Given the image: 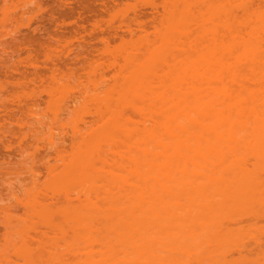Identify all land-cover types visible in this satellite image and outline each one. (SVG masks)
Masks as SVG:
<instances>
[{"label": "bare ground", "instance_id": "1", "mask_svg": "<svg viewBox=\"0 0 264 264\" xmlns=\"http://www.w3.org/2000/svg\"><path fill=\"white\" fill-rule=\"evenodd\" d=\"M186 3H185V7H186ZM251 4L252 3H250V6ZM175 5L177 4L175 3ZM170 7L173 8V6ZM185 7H184V12L185 9L187 8ZM211 7L209 8L211 9ZM188 9L190 10V4ZM215 9L218 10L217 8ZM187 12L190 13V11L186 10V13ZM257 12L259 13V11ZM200 14L202 13L200 12ZM211 14L212 13H210V16ZM170 15L171 17L174 16L172 14ZM182 16L180 18H182ZM171 17L169 16V18H167L168 21L165 20L166 21L165 25L162 23L164 25L163 27L164 31L165 32L173 31L175 29L178 30L182 26L184 29L183 30L182 28H180L182 30V34L183 35L185 34L187 38L188 34H186V32L183 33V31H185V29H188L187 25L189 23V19L186 17L188 19L186 20V18L184 17V19L188 21V23L186 24L184 19L181 20L180 18H177L176 19L177 21L176 20L173 21V19H175L176 17L175 18L173 17V19ZM212 17L213 16H211L210 18L212 19ZM190 18L193 19L192 17ZM195 18L193 20H195ZM202 19H204L203 16L202 18L199 19L200 21L196 19L195 23L197 20L198 22L201 23ZM175 21L177 23H179V21L185 23L184 24L181 23V25L178 24V26H180L178 27ZM202 22L204 24L205 21L203 20ZM203 24L201 23L199 27L201 28ZM207 24L208 22L206 21L205 29L207 27ZM185 25L187 26V28L186 27L184 28ZM212 27L213 26H211V28ZM180 29L178 31H180ZM203 29L201 31H203ZM262 34L260 36H262ZM190 35L188 37H190ZM197 37L199 36H196L195 38L197 39ZM168 38L167 39L162 38L161 41L159 39V46L154 48V52H151L152 57L158 51L159 54L161 55L165 54V51H167L166 47L169 46L168 44L166 46L165 43L166 41H168ZM213 38L215 40V37ZM196 39H193V41L195 42ZM216 39L218 40L217 36ZM231 39L234 40L232 42L230 41V43H228L229 45L223 44V46L225 45L224 47H226L225 49H223L224 47L220 43L216 44L217 42L215 41L216 45L214 49L212 50L213 48L212 47L211 50H208L206 52H202L203 50H201V48L198 46L197 41L195 43V46L197 44V47L195 46L192 47V44L194 43H192L191 45L188 44L187 49L184 50V52L182 53L183 60L181 61L180 59L181 64L176 63L178 65H175V63H173L174 66H172L171 64L166 74L163 72V74L158 75L159 77L160 75H164L165 79H168V77H170L169 83L167 84L168 87L169 86L171 88L172 86H174L175 88L180 87L183 90L182 97L181 98L179 97L180 99L175 97L176 99H178L177 101H175L176 99L175 100L173 99L174 100L173 103L171 102L173 100L170 101L172 103L170 107L168 106L165 107L164 103H167L168 99L166 101L165 98H160L159 97L160 93L159 94L157 92L156 94L151 93L156 89V86L163 87V85L166 84L167 82L159 83L162 80L160 81V78H158V81L157 80L156 81L158 82V84H161V86L155 85L157 83L151 86V83L147 80L150 83V85L147 86L146 83H138L139 81H135L139 79V77L144 76V79L145 77H147L146 76L147 74L145 75L143 74L145 72L147 73L149 72L147 68L148 69L150 68L149 67L151 63L150 59H152L149 52L153 50H148V52L146 50V52L149 54V57L147 56L148 54H146L145 57L146 60L143 59L145 63H147L149 60V65L147 64L148 66L146 64H145L146 66L143 65L144 64L143 60L139 61L141 59L140 57L137 58L139 59L138 60L139 63L137 62V64L141 63L142 65L141 64L137 65L134 61H130L129 59L131 55H129V53L128 54L126 53L127 55H125V57L123 58L125 59L123 63L124 65H126L124 69H126L127 65H129L127 64L128 63L127 61H130L129 63L133 65L134 68L132 67L131 71L129 70V72H132L135 75L132 73H128L129 75L124 76L122 81L125 84L123 82H120L121 84L118 85L119 86L118 88L119 89L121 88L120 90L118 89L121 92V94L119 92V95H121V97L123 98L125 95H127L128 92L134 93L135 91H133V89L135 88H133L132 86L138 83L140 89L141 88L144 89L143 92L145 94L141 95L142 97L144 96L143 100L146 99L145 97L147 95L146 93H148L147 91H150L149 93L152 94L151 97H148L149 94L147 95V98L148 99L150 98V101L146 99L147 103H149V105L147 104L148 106L146 107L148 109L150 107L151 110L146 111L147 110L146 109L145 111H143L142 109L138 108L137 110H141V111L138 112L139 115L135 116V118L133 119L135 120L136 118L139 117L138 119L135 120V121L138 120L139 122L136 123L135 121H133L136 123L135 124L136 126L134 127L132 126L133 128H129L128 125L122 124V126H126L124 127L125 129L123 130H120L121 121L120 124L118 123L119 125H117L116 123L120 118H118V116L115 115H118L119 112L117 111L118 112L117 113L114 110L113 111L110 110V113H108V118L106 117L108 120L103 119L105 122L103 123V121H101L99 124H101V126L105 130L110 128L109 131L114 133L115 137H120V138L122 137V139H115L117 143L119 142L118 140H121V142L118 145L117 143L116 144L114 143L115 142L114 139H112L114 141L112 142V140L109 137L101 133L103 132V129H101L98 123L96 124L98 125V127L95 125L96 128H93L91 125H89L91 126L92 129H89V132L87 131V133L88 134L91 132L93 133L89 135L86 134V132L84 133V135H88L89 137L88 136L86 138L84 137L85 138L84 139L82 137L84 135L78 133L80 138H82V142L80 140L79 142H77L76 140H78V138H76L75 143L77 142V144L79 145L77 147L72 145V147H74L73 149L75 151V155L71 156L72 159L70 158L67 161V164L65 163L66 166L68 165L67 168L65 167L66 172L68 174L70 173L69 175L66 174L68 177L65 178H68L70 180L72 179L71 181L74 180L76 181V183L78 182L77 184H79L78 185L79 189L81 188L80 185H82V187H86L87 185L88 187L83 189L81 188L83 191H80L78 189L79 190L78 193H76L75 191L77 190H75L74 192L76 193V195L75 194L74 195L76 197L74 198V200L64 199L65 201L63 200L64 201L63 204L61 202V204H59L60 206L56 208L58 213L63 218V222H64L63 224L64 225L68 224V226L70 225L68 229L63 227L61 230V232L63 233L62 235L63 248L58 250L60 251L59 256L57 255L58 253L57 248L59 247V245L57 246V244L55 245L57 247V248L55 247L56 253L53 251L54 253L52 254V255L56 254V256L59 257L58 259L55 256L58 259L57 261H60V264H255V263L264 264V250L262 249L264 248L262 247L264 246V243L261 242L263 245L261 243L259 244L261 238L260 240H258L257 238L256 241H253V247H252L253 249L256 246V250L257 248H261L263 250V252L260 251L261 249H259L260 252L257 250L259 254L255 256L256 257L255 259H253L254 258L253 256H251L252 259L250 258L249 247H247V245L243 242L244 238L245 237L247 238V235H251L249 234L251 231L252 232H254L253 230L256 231V229H258L257 226L261 225L259 221L258 222L255 221L256 218H259V216H255V215L259 214L260 211L261 212L263 211L264 213V63H262L264 59L260 60V58H264L263 57L264 51H258V50H257L258 52L253 51L254 53L256 52V54L252 52L251 48H254L255 40H252L251 37L248 38L251 39L248 40V42L244 41L242 38L239 39L240 42L238 39L237 41L235 37L234 38L232 37ZM162 40H166V41L162 42ZM181 40L183 41L181 42V44L184 43V40L183 39ZM221 40H223V38H221ZM163 43H165L166 50L161 49L162 53H160L159 48L163 47L162 45ZM211 43L212 42H210V44ZM231 43H234V45ZM241 45H244L241 47L244 48L240 49L241 50L240 53L237 52L238 54L236 53V55L234 56L233 51H231V49H233V47L235 46L239 48ZM257 46L259 45L257 44ZM131 49L130 52L134 51V49L132 51ZM246 49H248L249 52L252 53L251 54L247 53L248 50L246 51ZM182 50L183 49H181V51ZM223 50L230 51L229 53L227 51L228 55L230 54L229 55L230 58L225 57L227 53L225 52L226 54L225 53L223 54L224 52ZM217 51L218 52L220 51V55L221 53L224 55L221 56V59L219 60L214 59V57L218 54ZM214 52L217 53H215L214 55ZM259 52L261 54H257ZM174 53H175L174 54L175 57H173L174 55L171 56L176 59L178 55L175 51ZM133 55L132 58L134 60L136 56ZM180 55L181 54H179V56ZM219 56L218 58H220ZM156 57L157 56L155 55V58ZM224 57L225 59L223 60ZM233 57H235V59L234 61L232 60V64H231V62L229 63L228 61L231 60V58ZM242 58H244V60L247 59L246 60L247 62L242 61L241 60ZM258 59L260 60V63ZM12 66L13 65H11V67ZM136 68L137 70H135ZM151 68H155V67L151 66ZM179 73L181 74L180 77L178 75ZM10 75L11 74H9V76ZM133 76L137 77V79ZM131 77L134 78V80H131L130 79ZM131 81L132 83L134 81V83L131 84ZM131 87L132 89H130ZM127 88H129L130 91ZM137 88L138 86L136 87V89ZM140 89H137L136 92ZM150 89H152V91ZM162 90H160V92H162ZM179 91H181V89ZM177 92H178L177 90L176 93L174 92L175 95H177ZM137 93H140V91ZM162 95L165 94L163 93L161 94V96ZM141 96L139 100L140 99L142 100ZM121 97H119L118 100L119 99L121 100L122 99ZM172 98H174L173 94H172ZM170 99L171 98H169V100ZM123 101H125V99H123ZM144 101H142V103H144ZM138 105L137 104L134 105V107H132L133 110L136 111ZM108 110L109 108L107 109V112ZM103 111H105V109H103ZM107 112L105 111V114ZM112 112L115 115H112ZM97 114L99 116L98 118L101 119L103 118L101 116L102 114H104L102 111L98 110ZM110 115H112V117ZM127 116L126 117L123 116L124 120L122 121V123L129 121L128 123L131 124L130 120L132 119L130 118H132V115L130 116L129 120L125 121V118L128 119L129 117ZM113 117L116 118L115 119L116 121H114ZM107 122H109V125ZM133 122L131 125L134 124ZM106 124L108 126H106ZM114 125H116L117 127ZM122 126L121 129L123 128ZM117 129H119L120 131H118ZM97 132H99L98 133L99 137L96 134ZM118 132L122 133V135ZM102 134L105 137L104 136L101 137ZM103 142L105 143L103 144ZM96 143L99 144L96 145ZM102 144L103 146L106 145V147L108 148L105 155L103 154V152L107 148L105 149L102 148ZM82 145L83 148L81 149ZM87 145H89L88 147L92 146L90 147L92 151H89ZM99 147L103 149L102 154L104 156H100L101 158L98 156L100 153L99 151L101 150V148L99 149ZM97 148H98L97 151L98 153L94 150V149L97 150ZM112 149L113 150L116 149L114 150L116 151V153H113ZM93 151H95V153H97L98 155L95 154L96 156H94V154L91 153ZM86 153L88 154L89 158L90 157L93 158V159L90 158V160H93L92 161L93 163L91 161L88 162L90 163V166L88 163H85L86 160L83 161L84 159H87ZM114 154L115 156H117L118 159V161L117 159L116 161L114 160L115 163L117 162L114 168L115 169L114 171H117V173L116 172L113 173L112 171L113 169H111L112 167L109 168V166L112 165H110V163L109 165H107L108 163H106L108 169L106 172L107 173L106 176H104L103 175L104 173L100 171V170H104L101 169L102 167H105V164L103 166L104 162L103 163L102 161L100 162L101 167L99 168L97 165H95V163L98 164L100 159L106 161L107 157L109 158L110 155H114ZM97 156L98 159L100 158L99 161L97 160ZM251 157L252 160H250ZM77 160L80 161L81 165H79V163L77 164ZM115 163H111V164L114 165ZM84 164L86 165L88 164V166H82ZM93 164L95 166L91 167ZM99 172H101L102 175ZM59 174H57V176ZM75 175L77 178H74ZM56 182L58 183V181ZM78 186H75V188ZM80 196L83 197L82 200L79 199ZM34 204L38 206V208H36L37 212L35 214L44 216L45 212H48L47 210L50 209L52 210V208L48 209L49 207L48 205H47L48 207H44V205L41 206L36 203ZM35 205H32V207L30 208L28 207L29 211H31V208H34ZM50 207L52 206L50 205ZM39 209L42 210L39 211ZM56 209H54V211ZM33 211H35V209H33ZM48 213H46L47 217L44 216L45 219L44 217L42 218L45 221L49 218L48 217L49 215L50 216L54 215L53 212L52 214L50 213V211ZM57 215L58 214L56 213V216ZM250 215H252L253 218L255 219L254 220L255 223H252L253 221L250 222V220L249 221L245 220V219L248 220V217ZM260 217L262 216L260 215ZM253 218H251V220ZM49 219H52V222L54 220L53 218H49ZM49 219L47 220L48 223L50 221ZM259 219L263 220L262 218ZM54 222L56 221L54 220ZM57 223L58 222L52 225L55 226ZM256 223H259L260 225L259 224L256 225ZM263 223L264 222H262V224ZM67 231L68 234L66 233ZM255 233L256 232H254L253 234ZM54 235H56V233ZM59 237L61 236L58 235V241L60 243L62 242V239L60 240ZM37 241L38 239L36 240V242ZM260 245L262 246L259 247ZM19 247H21L20 244ZM24 247H26V245ZM60 247H62V245ZM246 251L249 252V254L247 252L248 255L246 254ZM25 252L28 255V252H30V250L28 252L26 250ZM31 253L32 252H30V254ZM245 254L249 257H247ZM29 255L28 257H30L31 259V255L30 256ZM52 255L51 257L48 258L49 261L50 258L52 259ZM34 259L36 260V258ZM57 261H55L54 263H57ZM47 264H49V262Z\"/></svg>", "mask_w": 264, "mask_h": 264}, {"label": "rangeland", "instance_id": "2", "mask_svg": "<svg viewBox=\"0 0 264 264\" xmlns=\"http://www.w3.org/2000/svg\"><path fill=\"white\" fill-rule=\"evenodd\" d=\"M263 1L264 0H253V1L252 0H196V1L195 0H178V1L177 0H116V1L115 0H64V1L63 0H25V1L24 0H4V1L0 0V264H5V263L6 264H37V263L47 264L48 262L49 264H57L58 262H59L58 264H60V261H57L59 257H57L56 254L55 255H52V254L54 252L56 253V249H55L56 244L57 246L59 245L58 248L56 247L57 251L63 248V236H62L63 233L61 232V230L63 227L68 229L70 225L68 226V224H65V225L63 224L64 223L63 218L58 213L56 208L60 206L59 204H61V202L63 204V202L66 199L74 200V198L76 197L75 195L76 193H78L79 190L83 191L82 190L83 188L88 187L87 185L86 187H82V185H80L82 189L81 188L79 189V186H78L79 184H77L78 182L76 183V181L74 180H73L74 182L71 181L72 179L70 180L68 178H65V177H68L67 175L70 174V173L68 174L65 169V167L67 168L68 166V165L66 166L67 161L70 158L72 159L71 156L75 155V151L73 149L74 147H72V145L77 147L79 145L77 144V142H79V140L82 142V138H80L78 133H81L82 135H84V133L86 132V134H88L87 131L89 132V129H92L91 126L93 128H96L95 125L97 123L99 124L101 121H103L104 123L105 121L103 119L106 120L108 118V113H110V110L119 112V113L117 112L118 115H115L112 112V115L118 116V118H120L116 122L117 125H119L121 121V126L122 124H124V125H128L129 128H133L134 126H136L135 124L139 122L138 120L135 121L139 117L136 118L135 120L133 119L135 118V116H138L139 115L138 112L141 111L137 109L139 108V109H142L143 111H145L146 109H147L146 111L151 110L150 107L149 109L146 107L149 105V103H147V100L150 101V98L149 99L147 98L148 94H149L148 97H151L152 94H156L157 92L158 94L160 93L159 95L160 98H165L166 101L168 99L167 103H164L165 107L166 106L170 107L176 98L180 99L182 97V92H183L182 88L180 87L175 88L174 86H172V88L173 87L175 88V89L173 88L172 90V88L170 86L169 88L167 85L169 83L170 77H168V79H165L164 75H160V77L158 75L163 74V72L166 74L171 64L172 66H174L173 63H175V65H178L180 63V59L181 61L183 60L182 53L184 52V50L187 49L188 44L191 45L192 43H194L192 44V47H194L197 41L198 46L201 48V50H203L202 52H206L208 50H211L212 47H213L212 48L213 50L216 44L220 43L222 46L223 44L227 45L228 43H230V41L232 42L234 40L231 38L235 37L236 40L237 39L239 40L242 38L246 42H248V40H251V39L255 40L254 48H251L252 52L253 51H256V52L264 51V31H263L264 30V16H263L264 15V2ZM175 3L177 5H175ZM185 3H186L187 8L185 7ZM250 3H252L251 6H250ZM189 4H190V10L188 9ZM170 6H173V8ZM208 6L211 7V9ZM184 7L186 8L185 12H184ZM215 8H217L218 10H216ZM186 10L190 11V13L189 12L186 13ZM199 11L203 15L200 14ZM257 11H259V13ZM210 13L213 14V15L211 14V16H213L212 19L210 18L211 17ZM170 14L174 15L173 17L174 18L176 17V18L173 19V17H171ZM169 16L173 19V21L176 20L177 18H180L181 16H182V18H180L181 20L184 19V17L185 18L187 17L189 19V23L188 21H186L188 20L187 18L186 20L184 19L186 24L188 23L187 25L188 29H185L183 33L186 32V34H188L187 38L191 42L186 38L185 34L184 35L182 34V30L180 28L183 29V27L178 26V24L181 25L182 21H179V23L176 22L177 20L175 21L177 23V26L180 27L179 28L180 31H178L179 29L178 30L175 29L177 31L175 30L166 31V32L164 31L163 27L166 22L165 20H167ZM202 16L204 17V19L201 20V23L203 24L202 21L203 20L205 21L204 24L201 26L202 29L204 28L203 31H201L202 29L199 27L201 23L198 22V20L202 18ZM190 17H192L193 19L196 17L195 20L196 19L198 20L195 23V20L191 19ZM261 18L263 19V22ZM206 21L208 22V24L205 29ZM185 22H183L182 24H184ZM210 24L214 28L213 27L211 28ZM208 25L210 26V28ZM187 26L185 25L184 28L185 27L187 28ZM212 29L213 31L214 30L215 31L213 32ZM176 32L179 34H177ZM261 34L262 36H260ZM189 35L190 37H188ZM196 36H199V37H197L196 39L195 38ZM216 36L218 40L216 39ZM213 37H215V40ZM238 37H241V38H238ZM249 37H251V39H248ZM162 38L163 39L168 38V41L162 40V42L166 41L165 42L166 46L167 44L169 46L166 47L165 43H163L162 44L163 47L159 48L160 53H162L161 49L166 50L167 48V51H165L166 55L165 54L161 55L159 54V51H158L157 53H155L157 57L155 58V55L152 57L151 52H154V48L159 46V39L161 41ZM221 38H223V40H221ZM181 39L184 40V43L182 44L181 42L183 41ZM193 39H196V41L194 42ZM210 42H212L213 44L212 43L210 44ZM231 44L234 45V43H231ZM257 44L259 46H257ZM131 45L133 46V48ZM182 46L186 48L184 49ZM242 46L244 45H241L239 48H237V46L233 47V49L230 48L231 51H233L234 56L236 55L237 52L240 53L241 51L240 49L244 48V47L241 48ZM195 47H197V44ZM246 47H247V44H246ZM225 48L226 47H224L223 49ZM130 49L131 51L134 49V51L130 52ZM181 49L183 50L181 51ZM248 49H249V46H248ZM248 49H246V51ZM146 50L147 52L148 50H153L149 52L150 56L152 57V59L149 58L151 60L150 65H149V60L148 62L146 61L147 63H145L144 61L146 60L145 58L146 54H148ZM174 51L177 53L178 56L179 54H181L179 57L176 55L177 56L176 59L173 58L175 57ZM220 51L219 52L217 51L219 55H220ZM223 51H224L223 52L224 54L225 52L227 53L228 50H223ZM217 52H214V55ZM229 52L230 51H228V53ZM256 52L255 53L253 52V53L256 54ZM126 53L127 54L129 53V55H131L129 59L130 61H134L137 64V62L139 63V61L144 59L143 65L148 64L150 67L149 69L147 68L149 72L148 73L145 72L143 74V75L147 74L146 75L147 77H145V79H144V76L139 77V79L133 76L137 79L135 81H139L138 83H146L147 86L150 85V83H151V86L154 85L155 83H157L155 85L161 86V84H158L157 82L158 78H160V81L162 80L159 83L167 82L166 84L163 85V87L156 86V89L154 91L150 89L152 91L151 92L152 94L149 93L150 91H147L148 93H146L147 95L145 97L147 100L144 99L146 101L143 100L144 96L143 97L141 96L142 94L143 95L145 94L143 92L144 89L142 88L140 89L138 83H136L138 85L135 84L132 86L133 88H135L133 89V91H135L134 93L131 90L132 93L128 92L127 95H125L123 98L121 97V95H119V92H120L119 90L121 88L119 89L118 85L121 84L120 82H123L122 80L124 76L129 75L128 73H132V72H129V70L131 71L133 67V65L129 63L130 61H127L128 62L127 64L129 65H127V68L124 69L126 65H124L123 63L125 60L123 58L125 57V55H127ZM247 53L251 54L249 50ZM223 54L221 53L220 56L218 55L220 58H218L217 55H216L217 57L215 56L216 58L214 56L213 57L215 60H219L221 59V56H224ZM257 54H261V53L259 52ZM132 55L136 56L134 60L132 58ZM171 55L172 56L174 55V56L172 57ZM227 55H225V57L230 58L229 57L230 54L228 55V57ZM147 56L149 57V54ZM139 57L141 58L140 60L137 59ZM225 57L223 58V60L225 59ZM234 59L235 57L231 58V60H229L228 62L229 63L231 62L232 64V60L234 61ZM263 59L264 58H260V60H263ZM241 60L245 62L247 59L244 60V58H242ZM260 60H259V63H260ZM169 61L170 62L172 61V62L170 63ZM263 61L262 63H264ZM140 64H137V65H140ZM11 65L13 66L11 67ZM151 66L155 68H151ZM135 70H137V68ZM9 74L11 75L9 76ZM178 75L180 77L181 74L179 73ZM130 79L134 80V78L132 77ZM140 79H141V82H140ZM133 83L131 81V84ZM137 86H138L137 89H140L137 92L140 91V93L136 92ZM132 87L130 89H132ZM127 89L130 91L129 88ZM180 89L181 91H179ZM160 90H162V92H160ZM176 90L178 91L177 95H175ZM179 92H180V95H179ZM163 93L165 95H162L163 96L162 97L161 94ZM128 94H131L132 96ZM172 94L174 98H172ZM140 96L142 100L141 99L139 100ZM167 96L171 99L169 100ZM119 97L122 98L121 100L119 99L120 102L118 100ZM123 99H125V101H123ZM178 99H176L175 101H177ZM142 101H144V103H142ZM124 102L127 103V106H126V103ZM128 104H129V107H128ZM132 104L134 105L139 104L138 107L136 106L137 108L135 107L136 111L133 110L132 107H134V105ZM106 107L109 108L108 112H107L108 108ZM103 109H105V111L107 112L106 114H105V111H103ZM98 110L104 113L101 115L103 117L102 119L98 118L99 117L97 114ZM134 112L137 115H135ZM112 115L110 116L112 117ZM131 115H132V118H130ZM123 116L128 117V119L125 118V121L129 120L130 118L132 119L130 120L131 124L133 121H135L136 123L133 122L134 123L133 125L129 124L128 123L129 121L128 122L124 121L125 123H122V121L124 120ZM113 118H112V121H113ZM115 119L116 118H114V121H116ZM107 123L109 125V122ZM108 125L106 124V126ZM96 126L98 127V125ZM99 126L101 127V129H103L101 124H99ZM121 126H120V130L125 129L124 127H126V126H122L123 128L121 129ZM109 129H106V130L103 129V132L101 133L105 134L111 140L114 139L115 142L113 140L112 142L116 144L117 141L115 139H122V137L121 138L115 137V134L109 131ZM117 130L120 131L119 129ZM98 133L99 132L96 133L97 136H98ZM103 134L101 135V137L104 136ZM120 134L122 135V133ZM88 135H84L82 137L86 138ZM76 138H78V140H76L77 142L75 143ZM118 141L119 142L117 143V145L121 142V140H118ZM104 143L105 142H103V144ZM98 144L96 143V145ZM103 144H102V148L104 149L107 148L106 145H104L105 146L104 147ZM88 146L89 145H87V147ZM90 147H88L89 151H92ZM82 148H83V145L81 146V149ZM100 148L101 147H99V149ZM102 148L99 151L100 152L99 155L97 154L98 148L97 150L94 149L97 153H95V151L91 153L94 154V156H96L95 154H97L99 157L104 156L108 148L104 150L105 152V153L103 152L104 155L102 154V151H103ZM84 150H85V147H84ZM114 150L112 149V152L116 153V151ZM98 156H97V160L99 161L101 157L98 159ZM86 157L87 159L89 158L87 153H86ZM90 158L93 159L92 157ZM90 158L88 159L89 161L87 159H84L83 161L86 160L85 163H88L90 161L92 162L93 160H90ZM116 159H117V156H115L114 154V155H110L109 158L107 157L106 161L108 160L110 162L108 161L106 162L103 159H100L98 164L95 163V161L94 163L99 168L101 167L100 162L101 161L102 163L104 162L103 166L105 164V167H102L101 169H104V170L106 169V170L105 171L100 170V171L104 173L103 174L104 176H106L107 174L106 172L108 169V167L106 166V163H108L107 165H109L110 163V165L112 166H109V168L112 167L111 169H113L112 170L113 173L115 172L117 173V171H114L115 165L117 163V162L115 163L114 160L116 161ZM250 160H252V157ZM78 163L79 165H81L79 160H77V164ZM111 163H115V164L113 165ZM88 164L90 166V163ZM88 164L87 165L84 164L82 166H88ZM95 165L93 164L91 167ZM58 171L60 172V174ZM57 174L59 175L57 176ZM74 178H77L76 175ZM56 181H58V183ZM67 181L69 182V184ZM75 186H78V187L75 188ZM64 189L66 192L64 191ZM55 198H57L58 200ZM79 199L82 200L83 197L80 196ZM34 203L41 205V206L44 205V207L49 206L48 209L52 208L53 211L51 209L47 211L48 212L50 211L51 214L53 212L55 216L49 215L48 217L53 218L56 222H58L56 224L57 227L56 225L53 226L54 223H56L54 222V220L52 222V219L48 218L51 221V223L50 221L48 223L47 221L48 219L46 220L47 223L44 220L45 217H47L46 213L48 212H45V215H44L45 217L39 214H35L37 212L36 208H38V206L35 205ZM32 205H35V207L31 208V211H29V208L32 207ZM50 205L52 207H50ZM33 209H35V211H33ZM54 209H56L55 210L56 212L54 211ZM40 210L42 209H39V211ZM56 213L58 214L57 216H56ZM262 213L263 211L262 212L260 211V213L256 214L255 216H259V218H262L263 220L256 218L254 216L256 218L255 220L252 215L249 216L250 218L248 217V220L245 219L246 221H249V220L250 222L253 221L252 223H255V221L256 222L259 221V223H261V225L259 223H256V225L259 224L260 226H257L258 229H256L257 227L255 228L256 231L253 230L254 232H256L255 234H253L254 232L251 231L252 233L251 232L249 233L251 235H247V238L245 237L246 239L244 238L243 240V242L247 245V247H249L250 258L251 256H253L254 257L253 259L256 258L255 256H257L260 251L263 252L264 250V248H262L263 250L261 248H257L258 251L259 249H261L258 252L256 250V246L254 247V249L252 248L253 241H256L257 238L258 240H260L261 238V240L259 241V244L261 242L264 243V235H263L264 234V230H263L264 223L262 224V222H264V215H263L264 213L263 214ZM260 215L262 217H260ZM43 217L44 219H42ZM251 218L253 219L251 220ZM246 221H243V222H246ZM259 228L261 229L262 232L260 231ZM55 233L56 235H54ZM66 233L68 234V231ZM58 235L61 236L59 237L60 240L62 239V242L60 243L58 241ZM37 239L38 241L36 242ZM19 244L21 247H19ZM60 244L62 245V247H60L61 246ZM25 245L26 247H24ZM262 245H260L259 247H261ZM28 249L30 250V252H32L31 254L30 252H28L29 251ZM26 250L28 252V255L29 254L31 255V259L26 254L25 252ZM253 250H254V253H253ZM247 252L248 251H246V254ZM251 252L254 255H252ZM50 254L52 255V259L50 258V261H49L48 258L51 257ZM59 254H60V251H58L57 255L59 256ZM34 258H36V260ZM53 258L54 259L56 258V259L54 260ZM55 261H57V263H54Z\"/></svg>", "mask_w": 264, "mask_h": 264}]
</instances>
